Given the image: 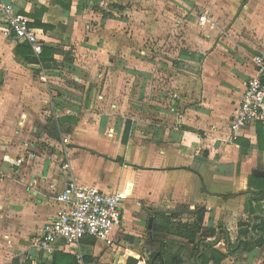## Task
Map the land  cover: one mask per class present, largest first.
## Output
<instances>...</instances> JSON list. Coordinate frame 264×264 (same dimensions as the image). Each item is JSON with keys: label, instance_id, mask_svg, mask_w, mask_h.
Segmentation results:
<instances>
[{"label": "crops", "instance_id": "crops-1", "mask_svg": "<svg viewBox=\"0 0 264 264\" xmlns=\"http://www.w3.org/2000/svg\"><path fill=\"white\" fill-rule=\"evenodd\" d=\"M5 1L56 51L50 68L30 63L18 53L20 42L0 15V243L17 251L9 264H53L58 253L75 256L79 264H148L146 251L151 255L162 245L166 259L182 247L183 264H199L197 243L215 239L208 229H219L215 248L222 252L251 239L253 220L264 215V202L254 200L252 186L257 184L252 176L264 178L254 173L264 170V132L260 124H251L231 139L230 124L247 81L257 75L254 57L264 55V0H207L204 8L190 9L203 33L201 45L177 52L179 59L169 61L168 79L157 77L158 58L154 63L140 56V111L131 115L115 111L119 104L111 102L129 98L134 81L118 58L121 32L115 18L107 16L106 39L88 23L98 18V0ZM203 13L208 15L204 24L199 21ZM102 50L127 79H97ZM147 64L155 65V73ZM51 114L80 120L56 140L42 130ZM19 157H26L23 165L16 164ZM70 177L81 186L123 193V229L113 245L85 237L80 246L58 245L52 254L33 241L27 245L55 215L56 196ZM197 207L206 215L196 241L151 232L154 212ZM241 222L246 234L240 233ZM150 243L155 250H146ZM220 264H264V245L239 249Z\"/></svg>", "mask_w": 264, "mask_h": 264}, {"label": "built area", "instance_id": "built-area-1", "mask_svg": "<svg viewBox=\"0 0 264 264\" xmlns=\"http://www.w3.org/2000/svg\"><path fill=\"white\" fill-rule=\"evenodd\" d=\"M0 2V15L8 33L16 41L28 43L35 55L41 54L44 39L31 25V20L12 3ZM199 21L206 23L208 15L201 14ZM254 63L257 75L247 81L240 104L231 119V139L251 124H260L264 132V55L255 56ZM25 161L26 157H19L16 164L23 165ZM68 167L69 164L63 165L64 170ZM123 198L120 191L103 192L95 186H81L70 177L63 191L56 196L60 205L58 210L43 225L32 245L48 254H52L58 245L63 248L80 246L85 237L103 241L107 246L113 245L123 229Z\"/></svg>", "mask_w": 264, "mask_h": 264}, {"label": "rangeland", "instance_id": "rangeland-1", "mask_svg": "<svg viewBox=\"0 0 264 264\" xmlns=\"http://www.w3.org/2000/svg\"><path fill=\"white\" fill-rule=\"evenodd\" d=\"M169 1L170 0H98L96 2L97 4H95L97 11L100 13L98 18L94 20L91 19L88 23L96 26L100 30V38L106 39V33L104 31L108 23L107 16L110 14L111 18H115V27L121 32V36L117 39L122 46L121 54H118V58L121 59L125 67H129L132 70L129 79H134L131 86L133 92L129 93V98L111 101L112 103L119 104L117 109L113 108L119 113L122 112L125 114L130 111L129 113L131 115L132 112L137 113L140 111V102L137 97V88L140 85L138 79H141L138 72V68L140 67V56L144 55L143 57L150 59L154 63L156 62L155 59L158 58V61L162 62V69L159 70V68H157V77L168 79L171 75L169 63L176 58L179 59L177 52L192 46L196 48L200 46L203 41V33L199 30L198 25L193 21L192 17H190L189 12L190 9L191 11H198L200 7H203L201 6L202 3L204 2L205 4L207 0H185L190 4L181 2V4L178 5L175 2L171 3ZM125 12L127 14H125V19H121L120 15ZM192 16L194 17V14H192ZM117 29L115 30L117 31ZM175 45H177L178 48H174ZM103 46L104 48L106 47L105 44ZM141 51H145L146 54H141ZM102 53V57H105H100L102 63L99 67L101 69L99 72L102 73V76L97 79H127V77L123 76L116 68H112L107 60L106 50H102ZM147 67L149 71L152 70L155 73V65L150 66L147 64ZM179 74L176 75L177 78L181 77ZM123 109H125V111ZM182 217L187 218L189 214L185 212ZM33 239L34 236L26 240L27 245H30ZM120 246L122 247V245L118 243L115 245V248L118 249ZM145 246L146 250L152 248L154 250L156 249V246L151 243ZM0 247V263L9 264V260L17 251L10 248V244L4 245L0 243ZM149 256V251H146L144 257L148 259ZM6 261H8V263ZM114 261L115 259L112 260L113 263ZM105 263L109 262H104V264Z\"/></svg>", "mask_w": 264, "mask_h": 264}, {"label": "trees", "instance_id": "trees-1", "mask_svg": "<svg viewBox=\"0 0 264 264\" xmlns=\"http://www.w3.org/2000/svg\"><path fill=\"white\" fill-rule=\"evenodd\" d=\"M68 6V5H66ZM69 7V6H68ZM18 53L22 55L30 63L37 64L40 68H50L52 65L48 63L51 59L55 49L51 47H46L44 45L43 51L38 56L34 54L32 47L28 43L18 44ZM56 65V64H55ZM54 65V66H55ZM79 117L76 115H61L55 117L50 115L47 118V125L42 130L46 132L50 137L56 140L61 139L62 133H68L72 130V126L78 124ZM41 132V131H39ZM37 132V133H39ZM129 132V124L126 125L125 135ZM128 135H126L127 137ZM125 137V136H124ZM254 180L257 181L252 183L254 187L255 201L264 202V178L252 176ZM251 183V181H250ZM255 210H250L249 220L252 221V214ZM184 212H188L191 216L188 219L182 217ZM180 212H170L166 213L163 211L154 212V224L151 232H167L174 235H178L187 240L196 241L198 235L202 232L204 218L206 215V210L203 207H197L194 210L186 209V211ZM248 224V223H247ZM246 223H240V233L246 234L249 229L243 228ZM209 234L215 236L213 241L203 242L199 241L196 245L195 255L198 258L196 263L199 264H209L214 262L215 264H220L224 259L228 257L229 254L235 253L237 250L242 249L246 252H250L257 247H262L264 245V215H258L255 218V224L253 228V234L250 240H243L239 245H230L227 252H222L215 248V243L219 240V229L211 228L207 231ZM203 247V252L202 251ZM182 247H180L181 250ZM180 250L176 253H170L166 259V249L163 245L158 250L151 253L148 264H183L185 261L180 255ZM89 261V259H87ZM18 264V263H17ZM53 264H79L77 258L68 253H58L56 255Z\"/></svg>", "mask_w": 264, "mask_h": 264}, {"label": "water", "instance_id": "water-1", "mask_svg": "<svg viewBox=\"0 0 264 264\" xmlns=\"http://www.w3.org/2000/svg\"><path fill=\"white\" fill-rule=\"evenodd\" d=\"M254 173L256 174V175H259V176H264V170H255L254 171ZM255 217V216H254ZM254 223H255V220H253V222H252V225H251V227H250V232H249V234H248V237H247V239H250L251 238V235H252V233H253V227H254ZM244 238V237H243ZM245 239V238H244ZM202 250H203V247H202Z\"/></svg>", "mask_w": 264, "mask_h": 264}]
</instances>
